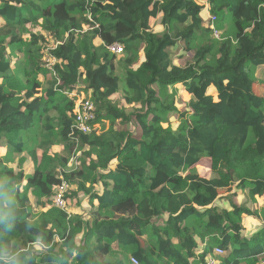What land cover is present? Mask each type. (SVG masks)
Returning <instances> with one entry per match:
<instances>
[{
	"label": "trees",
	"instance_id": "1",
	"mask_svg": "<svg viewBox=\"0 0 264 264\" xmlns=\"http://www.w3.org/2000/svg\"><path fill=\"white\" fill-rule=\"evenodd\" d=\"M205 1L219 38L196 0H0V264L264 259V0Z\"/></svg>",
	"mask_w": 264,
	"mask_h": 264
},
{
	"label": "built area",
	"instance_id": "2",
	"mask_svg": "<svg viewBox=\"0 0 264 264\" xmlns=\"http://www.w3.org/2000/svg\"><path fill=\"white\" fill-rule=\"evenodd\" d=\"M215 16H209V24L210 29L213 31V36L215 38H219V33L213 28V23L215 21ZM110 50L116 54L121 53V49L118 47L110 48ZM45 67L48 68L50 71H52V67L55 63V59L52 57H49L44 60ZM74 104L72 108L73 117H74V129L75 131L87 134L91 131V126H94V105L89 100V98L81 92H77L73 94ZM95 127V126H94ZM71 136H73V132H71ZM79 156V154L77 155ZM78 167V161H76L75 158L71 159L68 165L69 169L77 168ZM67 186L65 184H62L60 186H57L54 190V194L52 197V204L58 209H65L66 207V201H65V194L67 192ZM223 254L222 249L216 248L213 251V254H210L206 257L204 264H219L216 256H220ZM132 264H138L135 259H131ZM257 264H264V259L258 260Z\"/></svg>",
	"mask_w": 264,
	"mask_h": 264
},
{
	"label": "rangeland",
	"instance_id": "3",
	"mask_svg": "<svg viewBox=\"0 0 264 264\" xmlns=\"http://www.w3.org/2000/svg\"><path fill=\"white\" fill-rule=\"evenodd\" d=\"M153 23V31L155 32V31H157V30H160L161 28V26H160V22H159V20H157V21H155V22H152ZM183 55V54H182ZM183 61V60H182ZM182 61H180V63L182 62ZM258 74H260V71L258 72ZM8 85L11 87V88H13V89H16V90H18V91H21L22 89H23V87H22V81L20 80V79H18L17 77H12L10 80H9V82H8ZM46 87V84L45 83H43V88H45ZM254 91H255V93L257 94V93H259V86H255L254 87ZM74 94V93H73ZM73 94H72V97H73ZM261 94H263V93H261ZM120 97V96H119ZM119 97H115V98H112L111 99V102L112 103H114V104H117L118 103V101H119ZM180 102H182V101H180ZM99 125V124H98ZM104 126H105V128H106V126H107V123L105 122V124H104ZM101 126H98L97 128H100ZM37 162H38V164H41V165H43V166H45L46 164H47V162H48V157L47 156H43L42 154H40L39 152H38V155H37ZM78 165H79V163H78ZM209 170H210V162L207 160V159H201L200 160V162L195 166V168H194V172H196L198 175H200L201 177H207L208 176V174H209ZM221 191H223V192H226V189H223V190H221ZM234 202L236 203V200H234ZM239 203V202H238ZM237 204V203H236ZM69 207H71V206H69ZM68 207V208H69ZM261 207H262V205H261V203H259L258 205H256L255 207H253L252 208V210H255V209H261ZM69 210H70V208H69ZM37 212V211H36ZM71 212H77V211H71ZM71 214H73V213H71ZM149 230H147V232H146V236H144L143 237V239L141 240L144 244L147 242V239L149 238V236H150V234H149ZM116 253H118V252H116ZM118 255V254H117ZM260 260V259H259ZM258 263V261L255 263V264H257ZM254 264V263H253Z\"/></svg>",
	"mask_w": 264,
	"mask_h": 264
},
{
	"label": "crops",
	"instance_id": "4",
	"mask_svg": "<svg viewBox=\"0 0 264 264\" xmlns=\"http://www.w3.org/2000/svg\"><path fill=\"white\" fill-rule=\"evenodd\" d=\"M196 2L199 4V5H201V6H203L204 7V10H203V16H204V19L205 20H207L208 21V24H209V20H208V18H209V16H211L210 15V13H209V5H208V3L205 1V0H196ZM209 26H210V24H209ZM161 29L160 30H157L156 32H162V27H160ZM213 28H214V23H213ZM171 52H173V51H171ZM183 53H179V54H176L175 56H180V55H182ZM255 87V86H254ZM254 90V89H253ZM255 92V91H254ZM262 93V90H261V88L259 87V93H257V95L258 96H262L263 94H261ZM256 94V93H255ZM96 128L98 127V125H96L95 126ZM61 149H62V147L61 146H53V148L51 149L54 153L55 152H59V151H61ZM33 166V164L32 163H28V164H26V167H32ZM209 174H208V176L207 177H204V178H209ZM223 192V191H222ZM221 192V193H222ZM242 195H239L236 199H234V200H236V203L237 204H239L240 202H241V200H242ZM239 202V203H238ZM87 209V204H86V202L84 201H80V207L77 209V212H76V214H83V213H86V210ZM246 221H248V220H246ZM258 223L256 222V225H257ZM245 227H246V231H245V233L243 234V235H247V236H249V235H251V234H253V233H255V232H257V228L252 224V222L249 224V222H246V224H245ZM258 227V226H257ZM259 228V227H258ZM201 248H202V251L205 249V246H202V244H200L199 245V249L201 250ZM216 248H219V247H216ZM216 248H214V249H216ZM214 249L212 250V253L211 254H213V251H214ZM219 249H221V248H219ZM221 256V255H220ZM220 256H216V258L218 259Z\"/></svg>",
	"mask_w": 264,
	"mask_h": 264
}]
</instances>
